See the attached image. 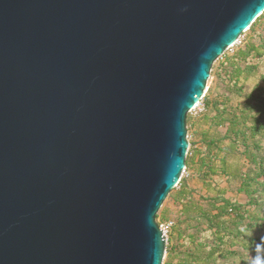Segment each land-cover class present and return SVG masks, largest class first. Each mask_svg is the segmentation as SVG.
Here are the masks:
<instances>
[{
    "label": "water",
    "instance_id": "95a60500",
    "mask_svg": "<svg viewBox=\"0 0 264 264\" xmlns=\"http://www.w3.org/2000/svg\"><path fill=\"white\" fill-rule=\"evenodd\" d=\"M264 0H0V264H163L187 115Z\"/></svg>",
    "mask_w": 264,
    "mask_h": 264
},
{
    "label": "trees",
    "instance_id": "16d2710c",
    "mask_svg": "<svg viewBox=\"0 0 264 264\" xmlns=\"http://www.w3.org/2000/svg\"><path fill=\"white\" fill-rule=\"evenodd\" d=\"M249 31L244 45L218 65L217 87L205 96V119L215 131L204 134L199 162L186 159L187 167H198L205 192L185 181L171 195L180 208L167 264H253L248 253L264 259V238L253 235L264 229V13ZM248 82L253 85L246 92ZM215 176L231 187H221ZM232 183L244 202L227 196Z\"/></svg>",
    "mask_w": 264,
    "mask_h": 264
},
{
    "label": "rangeland",
    "instance_id": "374dc122",
    "mask_svg": "<svg viewBox=\"0 0 264 264\" xmlns=\"http://www.w3.org/2000/svg\"><path fill=\"white\" fill-rule=\"evenodd\" d=\"M249 34H250L249 30L246 31L245 33H243L242 36L239 38L240 42L237 41L233 46L228 48L225 51L223 57L221 56L213 64L211 77L207 83L206 95L211 91V89L214 90V88L217 87V80H218L217 79V67H218V65L222 61H224V57L233 55L240 47H242L244 45V43L246 42ZM262 68H264V64H263ZM252 85H253L252 82L246 83L245 91L246 92L250 91ZM218 90L222 91V86H220L218 88ZM198 104L199 105H197L195 107V109H193L187 115V130H188V139H189L190 145H189L188 155H187L186 159L192 160L195 158L196 161L199 162L200 159H198V157H197L198 155H196V153L198 154L200 151V154H199L200 158H202L206 153V151L204 150V143H203L204 142V139H203L204 134L206 132H210L211 134H213L215 129L212 130L209 122L206 121V119H205V114L207 113L205 97L203 99H201V101ZM197 170H198V167L195 165H192V164L187 167L186 172L183 173V175H182V179H181L179 185L171 191V193L164 200L162 207L158 211V213L156 215V220H157L158 224L163 223L165 221V220H163L164 217H166V221L170 220L175 225L178 223V214L177 213H178V210L180 208V205L174 202L171 195L181 188L182 183L187 181L188 183H190V185L193 188H196L199 192H205V189H204V187H203V185H202V183L198 177ZM215 182L218 183L221 187H228V186L231 187L230 186L231 183L227 182L224 179V177H222V176H219V177L215 176ZM234 188H235V185L233 184L232 185V191L228 192L227 196L234 199V200L244 202L246 200L245 195L236 194ZM175 225H174V227H175ZM253 235L254 236H260V237L264 238V229H262V230L254 229ZM180 242L183 243V240H181ZM176 244H177V242L175 240H171V232H170L168 234V237L166 238V253H165L163 264H167L169 262V253H170L171 249L173 247H175ZM252 255L253 254H251V253L246 254L245 259H247L250 262H253L254 257ZM261 261H262V264H264V259H262ZM174 262H176L175 259H174ZM239 264H243V262L239 261Z\"/></svg>",
    "mask_w": 264,
    "mask_h": 264
},
{
    "label": "built area",
    "instance_id": "2783aa9c",
    "mask_svg": "<svg viewBox=\"0 0 264 264\" xmlns=\"http://www.w3.org/2000/svg\"><path fill=\"white\" fill-rule=\"evenodd\" d=\"M238 42H240V39L238 40ZM203 99V98H202ZM197 105H199V104H197ZM196 105V106H197ZM195 106V107H196ZM195 107H194V109H195ZM185 172H186V170H185ZM184 172V173H185ZM173 222L172 221H165V222H163V223H160L159 225H160V227L164 230V232H165V234H166V238L168 237V234L171 232V230H172V228H173Z\"/></svg>",
    "mask_w": 264,
    "mask_h": 264
},
{
    "label": "clouds",
    "instance_id": "9594fccd",
    "mask_svg": "<svg viewBox=\"0 0 264 264\" xmlns=\"http://www.w3.org/2000/svg\"><path fill=\"white\" fill-rule=\"evenodd\" d=\"M241 231L243 232V231H246V228H241ZM260 247H261V245H257V252H259L260 251ZM253 264H262V261H261V259H260V257H259V255L256 257V259L253 261Z\"/></svg>",
    "mask_w": 264,
    "mask_h": 264
}]
</instances>
